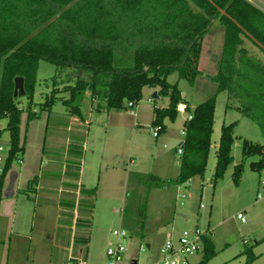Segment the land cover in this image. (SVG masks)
<instances>
[{"label": "rangeland", "instance_id": "obj_1", "mask_svg": "<svg viewBox=\"0 0 264 264\" xmlns=\"http://www.w3.org/2000/svg\"><path fill=\"white\" fill-rule=\"evenodd\" d=\"M248 1L264 12V0ZM223 39L224 27L215 20L202 38L199 58L202 75L196 78L194 85L184 79L178 81L181 93L178 105L187 103L191 111L215 93L217 84L212 77ZM240 39L238 48H244L249 55L264 63V52L246 36L240 35ZM115 55L124 56L120 52ZM128 64L130 62L122 63ZM90 77V73L72 69L60 71L54 65L40 61L32 80L34 97L31 109L36 117L29 121L26 119L25 94H16L18 107L23 110L19 127L25 142L24 152L18 154L11 167L18 172L15 216L21 218L19 224L30 233L26 234L30 239L25 238L24 245L27 264H60L66 258L69 232H64L63 236L58 233L59 223L65 222L61 218L64 214L58 203V188L72 189L66 200L68 204L64 205L70 210L76 207L75 221L81 223V216L87 219L86 224L78 228L87 235L86 242H79L77 231L72 253L76 256L86 253V264H104L108 238L112 239L111 231L121 223L119 211L123 212L125 204L135 210L145 196L146 187L132 173H150L165 180L175 179L178 173L177 138L181 133V120L190 111L186 109L185 114L178 113L174 122L166 118V134L155 137L151 126L152 110L153 107H166L167 96L152 98L154 91L150 87L144 88L141 99L132 108L126 103L123 109L107 111L104 102L92 99L86 88L77 104L82 120L62 101L69 98L66 89L76 79L87 81ZM176 81V72L168 75V83ZM52 89L56 90L55 103L48 110L42 107V103ZM183 92H186L185 96H182ZM132 109L137 115L129 113ZM239 109L236 97L226 92L216 94L211 147L203 177L194 176L187 185L184 182L149 190L143 237L131 234L128 240L127 255L138 258V264H147L159 255L167 233L176 239L183 230L195 226L206 232L213 242L216 254L209 264H243L248 250L254 256L252 264H264V195L256 197L261 190L264 168L250 167L251 162L260 158L264 160V152L247 157L241 154L242 139L264 146V130ZM134 118L140 123L138 126L134 124ZM230 122H236L231 145L233 160L223 175L214 180L215 146L220 126ZM5 123V119L0 120V146H3L0 167L9 145L8 131L3 129ZM235 167L236 179L233 176ZM34 177L36 182L30 183ZM79 178L88 191L77 188L75 183ZM77 190H80L78 197ZM70 212L67 214L72 219L74 213ZM174 213L171 228L169 221ZM237 213L244 214L245 223L237 219ZM0 238L6 246V234L2 228ZM140 242L145 249L139 252ZM49 248L51 252H48ZM201 257L202 252L189 256V264H195Z\"/></svg>", "mask_w": 264, "mask_h": 264}, {"label": "trees", "instance_id": "obj_2", "mask_svg": "<svg viewBox=\"0 0 264 264\" xmlns=\"http://www.w3.org/2000/svg\"><path fill=\"white\" fill-rule=\"evenodd\" d=\"M211 1L264 46V12L248 0ZM215 20L224 27L222 51L212 77L217 84L216 91L191 111L185 105L191 118L183 122L184 138L178 144L182 150L178 175L165 180L150 173H132L146 187V192L142 204L135 210L125 204L121 222L130 234L140 237H143L146 201L151 188L180 185L194 176L203 177L211 147L216 94L226 92L236 97L240 112L264 130V63L244 48H238L240 35L246 34L230 18L220 14L209 0H0V120H6L3 129L9 134L0 173V202L12 162L24 152L25 136H20L19 127L23 110L18 107L14 94L16 77L24 79L27 121L36 117L31 109L32 80L40 61L60 71L90 73L87 81L76 79L66 89L69 98L62 101L80 118L77 104L86 88L92 99L104 102L106 110L123 109L128 102L136 104L144 87L157 88L158 97H168L166 107L152 110L151 126L160 127L159 135L165 131L164 119L174 121L177 117L181 102L178 81L184 79L193 84L200 74L202 38ZM115 52L124 56L116 57ZM124 61L130 64L122 65ZM173 72L177 74V81L170 84L167 77ZM55 95L56 90L52 89L42 107L49 110L55 103ZM235 123L220 126L214 180L223 175L233 160ZM263 150L262 144L242 139L243 157L262 155ZM250 167L264 168L263 158L251 162ZM36 180L34 177L30 183ZM202 243V257L195 264H209L216 254L206 234L202 236ZM247 252L243 264H252L254 256L251 250Z\"/></svg>", "mask_w": 264, "mask_h": 264}, {"label": "crops", "instance_id": "obj_3", "mask_svg": "<svg viewBox=\"0 0 264 264\" xmlns=\"http://www.w3.org/2000/svg\"><path fill=\"white\" fill-rule=\"evenodd\" d=\"M201 47H202V45H201ZM220 55H221V53H220ZM220 55H219V57H220ZM219 57L216 59V71H217V61H218ZM199 58H200V56H199ZM198 69H199V61H198ZM216 71H215V74H216ZM201 75H202V73L199 74L198 76H201ZM196 78H195V80H196ZM195 80H194V83H195ZM194 83H193V85H194ZM144 88H149V87H144ZM144 88L142 89V91L144 90ZM150 89L154 92L157 91L156 88H150ZM185 95H186V92H183L182 96H185ZM157 98H158V96H157ZM157 98H155V99H157ZM184 104L188 105L187 103H184ZM100 110H102V109H100ZM107 111H109V110H107ZM129 113H133V115H137L134 109L129 110ZM81 116H82V113H81ZM81 119L82 120L84 119L83 116L81 117ZM184 120H185L184 118H182V120H181V131H180L181 133H180V137L177 138V141H179V142H181L184 138V132H183ZM134 124L136 126H138L140 123H138L137 119L134 118ZM164 124L166 127H165V131L163 133L166 132L167 127H168L167 126L168 125L167 119H164ZM179 142H178V144H179ZM216 147L217 146H215V149H216ZM178 173H179V167H178ZM178 173H177V175H178ZM79 174H80V172H79ZM153 176H155V175H153ZM156 177H158V176H156ZM11 178L13 179L12 183H10ZM17 178H18V172H15V170H13L11 167V169H10L6 179H5V182H4L3 196H2V200L0 202V234H1V228H2V230L6 234V239H7V245L5 246L4 243H2L3 240H1V238H0V246H2V248H0V264H27V257L25 256L24 245L26 242L25 238L30 239L29 236L26 237L27 236L26 234H30V233L24 231L22 226L19 224L21 222V220H20L21 218H16V216H15V214H16V199L14 198V195L16 193L15 184H16ZM158 178H160V177H158ZM189 180L186 181L187 183L185 182V185H187L189 183ZM75 185L79 189H83L85 191H88V189H86L83 186V183H82V181H80V178L75 183ZM176 187H178V186H176ZM58 190H59L58 192L60 193V199H58L59 200L58 203H59L60 211L64 214L63 216H61V218H63V220H65L64 223H59L60 229H59L58 233H61V236H63L64 232H66V234H67V232H69V236L66 238L67 239L66 247L68 249L67 253H66V258H65V260L62 259L64 263L61 262L60 264H71V260H74V263H75L78 259L84 260L85 256H87L86 253H84V255L82 254L80 256H76L72 253L73 252V250H72L73 246H74V244H76L75 240H74L75 239L74 235H75V233L77 234V231L79 233L78 234L79 242H86V236L87 235L85 233H83L78 228H81L82 224H86L87 219L84 216H81V219H82L81 223L76 222L75 221V219H76L75 217L77 215L76 207L74 206L73 210L72 209L70 210L67 205H64V203H66V200L69 199L68 196H70V194L72 193V189L71 188L68 189V187H65V188H58ZM76 192H77V197H78L80 190H77ZM86 197L89 198L88 195ZM176 197H177V195H176ZM181 197H183V196H181ZM66 204H68V203H66ZM200 208H202L201 205H200ZM69 212L74 213V218L71 219L70 217H68L67 213H69ZM119 212L121 215L120 218L122 219V213L123 212L122 213H121V211H119ZM174 216H175V213L173 214V217H171V219L169 221L170 222L169 224H171V226H172L171 228H173V225H174ZM66 221H67V223L68 222L69 223L67 224ZM120 226H122V222L120 223ZM167 234H169V233H167ZM206 235L208 236L207 233H206ZM109 238H108V242L111 240V238L110 239ZM108 242H107V244H108ZM149 246L150 245L147 243V247H149ZM28 249H29V247H28ZM50 250H52V249L49 248L48 252H51ZM80 251H82V249H80ZM130 257H133V256H130ZM160 258H161V254L159 251V255H156L155 257H153L147 264L155 262V261L159 260Z\"/></svg>", "mask_w": 264, "mask_h": 264}, {"label": "built area", "instance_id": "obj_4", "mask_svg": "<svg viewBox=\"0 0 264 264\" xmlns=\"http://www.w3.org/2000/svg\"><path fill=\"white\" fill-rule=\"evenodd\" d=\"M133 106L134 104L132 102L127 103V107L132 108ZM177 112L185 114V105L179 104L177 106ZM189 118H191L190 112H188L185 119ZM159 130V126H152V134L155 137L158 136ZM2 150L3 146H0V151ZM177 153L180 157L182 150L178 148ZM2 165L0 167V173L2 170ZM260 184L261 190L257 192V198H260L262 197V195H264V178L261 179ZM236 217L240 220L241 223L246 222V217L243 213H237ZM205 233L206 232L202 231L198 226H195L193 228L183 230L176 239H173L171 234H167L166 239L159 250L161 258L150 264H189V256L198 252H202V236L205 235ZM111 236L112 239L108 242L105 248V264H138V258L130 257L127 255L129 247L128 240L131 238L129 232L122 226H119L111 231ZM144 249L145 246L142 243H139L138 251L140 252ZM74 264H86V262L83 259H78Z\"/></svg>", "mask_w": 264, "mask_h": 264}, {"label": "water", "instance_id": "obj_5", "mask_svg": "<svg viewBox=\"0 0 264 264\" xmlns=\"http://www.w3.org/2000/svg\"><path fill=\"white\" fill-rule=\"evenodd\" d=\"M215 7L216 9L218 10V12L222 15H225L227 16L228 18H230L235 24L236 26H238L245 34L246 36L251 40L253 41L258 47H260L261 49L264 50V46L259 42L257 41L250 33H248L238 22H236L234 19H232L224 9L218 7L216 4H214L211 0H209ZM22 82H23V78L22 77H16L14 79V84H15V87H14V94L16 95L17 92H19L20 94H23L24 90H23V87H22ZM152 97L154 98H157V94L156 92H154L152 94ZM13 182V179L11 178V182Z\"/></svg>", "mask_w": 264, "mask_h": 264}]
</instances>
